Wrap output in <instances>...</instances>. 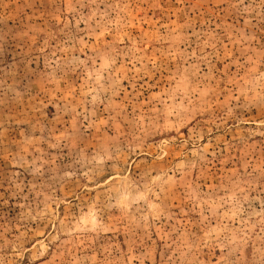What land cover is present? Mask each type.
Returning a JSON list of instances; mask_svg holds the SVG:
<instances>
[{
  "label": "rangeland",
  "instance_id": "374dc122",
  "mask_svg": "<svg viewBox=\"0 0 264 264\" xmlns=\"http://www.w3.org/2000/svg\"><path fill=\"white\" fill-rule=\"evenodd\" d=\"M0 264H264V0H0Z\"/></svg>",
  "mask_w": 264,
  "mask_h": 264
}]
</instances>
